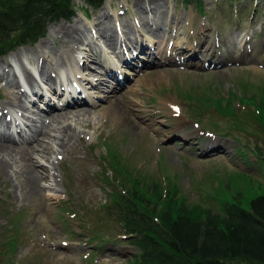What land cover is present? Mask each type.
Masks as SVG:
<instances>
[{
	"label": "rangeland",
	"instance_id": "1",
	"mask_svg": "<svg viewBox=\"0 0 264 264\" xmlns=\"http://www.w3.org/2000/svg\"><path fill=\"white\" fill-rule=\"evenodd\" d=\"M136 1L105 0L93 9L74 0V17L49 23L37 42L0 55V61L21 55L14 61L19 70L16 81L0 76V108L8 103L22 113L26 104L44 116L39 122L43 128L15 139L8 150L33 155L51 174L41 177L42 168L34 165L40 190L33 193L28 174L20 173L19 167L10 168L9 175L0 172V264H128L134 248L109 231L121 223L112 214L113 222L107 219L105 203L112 185L123 190L136 181L138 191L145 192L146 183L154 179L157 184L149 196L165 204L170 187L177 184L178 202L184 197L194 216L225 201L249 206L251 198L264 191V154L255 153L258 148L264 152V0H203L201 13L195 2L160 0L165 9L161 16L150 10L149 0H141L142 5ZM65 23L76 24L75 31L67 35L60 30ZM79 34L92 40L79 48ZM136 36L144 47L140 41L131 43ZM99 49L103 60L112 61V70L119 53L127 57L130 65L124 63L120 69L130 79L120 85L114 71H106L112 77L103 83L102 68L91 66ZM81 50L84 53L78 54ZM55 57L66 63L71 57L79 65L84 60L82 72L76 73L83 87L78 95L86 99L94 93L96 99L91 114L68 110V121L72 117L77 129L64 136L67 143L61 150L54 143L47 158L37 143L56 132L45 133L49 126L43 123L53 125L58 114L49 112L72 106L50 92L44 96L54 105L41 109L42 99L32 105L25 88L32 84L43 90L38 79L50 78L55 84L62 78L63 66L50 63ZM208 58L215 60L206 64ZM10 67L14 66L0 65V73ZM93 80L104 86L88 87ZM21 128L12 124L14 131ZM201 134L205 139L196 141ZM104 174L115 180L107 181ZM102 231L100 243L99 237L89 242L88 235Z\"/></svg>",
	"mask_w": 264,
	"mask_h": 264
},
{
	"label": "trees",
	"instance_id": "2",
	"mask_svg": "<svg viewBox=\"0 0 264 264\" xmlns=\"http://www.w3.org/2000/svg\"><path fill=\"white\" fill-rule=\"evenodd\" d=\"M85 1L95 9L104 3ZM185 1L195 2L201 13L203 0ZM76 12L74 0H0V54L35 43L47 33L49 23L71 19ZM104 178L115 180L108 174ZM136 183L123 190L112 185L105 203L107 219L113 222L114 215L121 222L109 230L114 231L112 237L125 234L121 241L134 248L128 264H264V191L252 197L249 206L225 201L194 216L184 197L178 202L177 184L161 204L149 196L157 181H148L145 192H139ZM104 237V231L88 235L89 242L96 238L100 243Z\"/></svg>",
	"mask_w": 264,
	"mask_h": 264
},
{
	"label": "bare ground",
	"instance_id": "3",
	"mask_svg": "<svg viewBox=\"0 0 264 264\" xmlns=\"http://www.w3.org/2000/svg\"><path fill=\"white\" fill-rule=\"evenodd\" d=\"M139 5H142L144 1H141V0H137L136 1ZM149 2H151L153 5H151V8L150 10L152 9V11H158L159 15H164L165 13V9H164V5L160 3V0H149ZM107 5V4H106ZM138 8V7H137ZM136 8V9H137ZM170 8V7H169ZM173 12V11H172ZM143 14V13H142ZM168 16V15H167ZM84 18V17H83ZM110 18V17H109ZM156 23V22H155ZM94 24V23H93ZM148 25V24H147ZM176 25V24H175ZM168 26V25H167ZM94 27V25L92 26ZM117 27V26H116ZM177 27V26H176ZM53 28V27H52ZM76 29V24H62L60 26V30H63L65 34H69L71 33L72 31H75ZM165 29V27H164ZM90 30V29H89ZM53 32V31H52ZM96 32V31H95ZM105 32V31H104ZM143 32V31H142ZM163 32V31H162ZM92 35V34H91ZM97 36V35H96ZM99 36V35H98ZM102 36V35H101ZM100 38V37H99ZM136 39V41H133V40H130L132 44L134 43H137L141 40L140 37L136 36L134 37ZM95 39V38H94ZM133 39V37H132ZM144 39V38H143ZM150 39V38H149ZM62 40V39H61ZM91 41L92 39L89 37V36H85V34H79L78 37H76V45L80 48L81 45H87V41ZM114 40V39H113ZM99 42V41H98ZM89 43V42H88ZM53 44V43H52ZM108 44V43H107ZM139 44H141V41L139 42ZM75 45V44H74ZM129 45V44H128ZM113 48H114V44L112 45ZM120 46V45H119ZM144 46V45H143ZM135 47V46H134ZM87 48V47H86ZM151 48V47H149ZM114 50V49H113ZM68 51V50H67ZM66 51V52H67ZM85 51V49H84ZM84 51H80L78 54H82L84 53ZM93 51V50H92ZM121 51V50H120ZM26 52V51H25ZM65 52V53H66ZM69 52V51H68ZM145 52V51H144ZM22 53V52H21ZM61 53V52H60ZM68 54V53H67ZM104 54V51L103 49H99V51L96 53V56H94V59L95 60V63L92 64L91 62V66L93 67V70L95 69V67H101L102 69H100L103 73V75L105 76H102L100 77V80L102 81L103 80V83L109 79V77H112L111 75H109L108 73H111L113 70H112V61L110 60H106L104 58V60L101 58V55ZM109 54V53H108ZM153 54V53H152ZM29 55V54H28ZM127 55V54H126ZM14 57V59L16 60H20L21 59V55L20 53H15L12 55ZM50 56V55H49ZM85 56V55H84ZM53 57V56H52ZM66 57V56H65ZM69 58V61L68 63L64 62L63 60H61L59 57H55L53 60L50 61L51 65L53 67H57V65L59 67H64L65 68L61 69V71L63 72V74H66L69 75L68 73L72 72L73 69H75V67L77 68V70L74 72V76L76 77V72H80L79 68L80 66L78 64H76L72 59L71 57H68ZM110 58V57H109ZM65 59V58H64ZM81 59V58H80ZM88 59V58H87ZM121 60L124 62L123 60V57L121 56ZM114 62V61H113ZM11 61L10 59L8 58H2L1 61H0V65H7V64H10ZM89 63V62H88ZM26 64V63H25ZM86 66V65H85ZM4 67V66H3ZM47 67V66H46ZM45 67V68H46ZM24 69L26 70V72H28L29 68H26L24 67ZM42 69V68H41ZM44 70V69H43ZM85 70V69H84ZM92 70V69H91ZM99 70V69H98ZM19 71V70H17ZM16 69H15V66L14 67H10L9 70L7 71H3L0 73V76L4 75L6 76L10 81L12 82H15L16 81V77H15V73H17ZM23 71V70H22ZM38 71V70H37ZM88 71V70H87ZM108 71V73L106 72ZM33 72V71H32ZM82 72V71H81ZM96 73V71H94ZM43 73V72H42ZM91 73L93 72H90V75ZM99 73V72H98ZM19 74V73H18ZM47 75V74H46ZM86 75V74H85ZM24 76V75H23ZM45 76V75H44ZM56 78V77H55ZM6 79V78H5ZM35 79V78H34ZM51 79L50 78H47V81H50ZM59 79H57L56 81V85H57V88L58 90L62 89V84L60 82V80L58 81ZM105 80V81H104ZM6 81V80H5ZM101 81H90L89 84H86L88 85H93V89L96 90V87L97 86H104L102 84ZM34 81H29L28 83H33ZM40 82L41 84L44 86V89L49 91V87L50 85L49 84H46V82H44L42 79H40ZM89 82V81H88ZM126 82V81H125ZM66 82H64L65 84ZM97 83V84H96ZM95 84V85H94ZM29 87H32V84L29 85ZM83 88V87H82ZM15 89V88H14ZM117 89V86H115L112 90L109 91V93H107L106 95L107 96H110V92H114L115 90ZM39 90V89H38ZM57 90V91H58ZM76 90V89H75ZM56 90H54L53 94H59V92L61 91H58L57 92ZM74 91H69V95H76V96H80V95H77L79 92H75L73 93ZM71 93V94H70ZM82 93V92H81ZM38 94V93H36ZM43 94V93H42ZM40 95L41 97L43 95ZM51 94V93H49ZM25 95V94H24ZM60 97L62 99H64V95L63 94H59ZM26 96V95H25ZM88 97L86 99L84 98H81L82 100H80V98L78 97L77 100H74L73 104H72V107H69V108H65V109H58V110H54V111H51L49 112L50 115H53V116H56L55 114H58L55 118H53L54 120L52 121V124L53 125H48L47 123H43L45 126H49L47 127V129H45V133H51V130H54L56 132V134H53V137L51 136H46L48 137H42L39 139L38 143L39 146H38V150L41 149V146H43L42 148V155L44 157H47L48 153H51L53 151V145L54 143H56V147H58L60 150L62 149V147H64L67 143V141L65 140V137L69 135V133H71L72 130L74 129H77L75 123H73L72 121V117L71 119L68 121L69 119V115H68V110L71 111L72 109L70 108H75L74 110H84L85 112H88L90 113V106L91 104H95V101L93 99H96L94 93L90 95H87ZM59 97V98H60ZM28 98V97H27ZM45 97H42V99L44 100ZM48 98V97H47ZM51 98V97H50ZM49 99V98H48ZM18 100V99H17ZM58 100V99H57ZM86 100L82 105H81V101H84ZM34 105L35 104V101L33 99L30 100ZM63 101V100H62ZM25 102V101H24ZM81 102V103H80ZM30 103V102H29ZM28 103V104H29ZM39 104V103H38ZM62 104V103H61ZM7 105H9L7 103ZM58 105V104H57ZM69 105V104H67ZM66 105V106H67ZM21 106V105H19ZM43 106L42 105H39V107ZM4 108H6V105H3ZM17 107V106H15ZM35 107V106H33ZM50 108L51 106H46V107H43V109H47V108ZM20 109H24V111H22V113H17V117L18 119L22 122V124H20L19 126H21L24 131L21 132L20 131H14L12 129V124H14V120H12V122H9L7 121V115L6 113H4V117L0 116V172H3L5 173L6 175H9L10 172V168H13L14 166L16 167H19L21 169L20 173H25V174H28L27 177L29 178V186H30V190L34 192H38L40 190V178H39V175L34 173V165H38L40 166L42 169H41V174L40 176L43 177V178H49L50 177V170L48 171V166L46 165H43L42 163H40V161H38V159H36L33 155L31 156H25V155H18L16 153H13L14 151L11 150H8L9 148V145H11L10 143L13 142L15 139H21V138H25V137H30V134L33 133L34 131H37L39 130L40 128H43V126H39V122L42 120L43 122V119L42 117L43 114L41 113V111L39 109H30L26 104H24L23 106H21ZM13 112H16L15 110H13L12 108L8 109L9 112L11 111ZM46 111V110H45ZM68 112V113H67ZM72 112V111H71ZM76 112V111H75ZM94 112V111H93ZM73 113V112H72ZM79 113V112H78ZM84 113V112H82ZM87 114V113H86ZM91 114V113H90ZM73 115V114H72ZM71 115V116H72ZM10 116V115H9ZM74 116V115H73ZM80 115L77 114L76 117L78 118ZM46 117V116H45ZM52 117V116H51ZM75 117V116H74ZM73 117V118H74ZM16 119V118H15ZM76 119V118H75ZM79 119V118H78ZM91 119V117H90ZM49 120V119H48ZM77 120V119H76ZM80 121V119H79ZM77 122V121H75ZM3 123L5 126H3ZM42 124V123H41ZM44 126V127H45ZM41 131V130H40ZM43 134V133H42ZM78 134V133H76ZM38 136V135H37ZM43 136V135H42ZM65 136V137H64ZM75 137V136H74ZM34 138V137H33ZM73 139V137H72ZM73 141V140H72ZM69 142V141H68ZM22 143H28L27 141L26 142H22ZM70 143V142H69ZM72 144V143H71ZM70 145V144H69ZM15 148V147H14ZM56 150V149H55ZM60 152V151H59ZM69 152V151H68ZM48 158V157H47ZM46 159V158H45ZM17 171V170H15ZM38 171V170H37ZM53 171V169H52ZM18 172V171H17ZM21 175V174H20ZM24 176V175H23ZM51 178V177H50ZM26 180V179H25ZM22 185V184H20ZM24 185V184H23ZM22 188V186H21ZM32 194V193H31ZM28 196V195H27Z\"/></svg>",
	"mask_w": 264,
	"mask_h": 264
}]
</instances>
